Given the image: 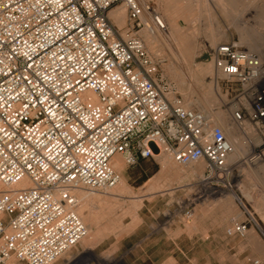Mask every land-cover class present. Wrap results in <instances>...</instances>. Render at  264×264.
I'll return each mask as SVG.
<instances>
[{"label":"built area","instance_id":"built-area-1","mask_svg":"<svg viewBox=\"0 0 264 264\" xmlns=\"http://www.w3.org/2000/svg\"><path fill=\"white\" fill-rule=\"evenodd\" d=\"M120 6L122 28L109 18ZM142 30H166L149 0H0V264H53L85 239L74 192L117 186L114 156L202 164L210 195L264 165V61L235 42L211 52L219 107L247 148L230 163L224 130L170 96ZM253 226L247 217L224 235Z\"/></svg>","mask_w":264,"mask_h":264},{"label":"rangeland","instance_id":"rangeland-1","mask_svg":"<svg viewBox=\"0 0 264 264\" xmlns=\"http://www.w3.org/2000/svg\"><path fill=\"white\" fill-rule=\"evenodd\" d=\"M149 1L156 12L175 21L174 39L152 38L144 30L140 34L148 51L159 59V74L171 88L170 96L189 103L191 108L201 111L202 98L209 100L210 110L220 108L221 83H217L210 60L217 45L235 42L264 61V0ZM217 35H221L219 43L211 45L212 37ZM183 47L192 53H182ZM207 66L213 68L210 76L200 71ZM115 160L120 161L119 168H115ZM115 160L112 166L120 183L107 191L123 181V198L114 200L99 192L82 190L85 194L99 193L101 199L107 200L98 206L88 199L81 210L85 226L95 235V246L82 254V245H77L55 264H190L195 256L190 238L193 231L224 233L247 217L254 226L245 238L253 234L255 239L248 242L236 238L228 243L235 247L246 245L252 254L241 255L242 263L233 264H264V181L249 180L247 176L264 165L243 168L234 174L231 189L210 195V186L199 178L202 172L197 166L202 164L180 167L163 154L139 160L131 167H126L120 156ZM163 162L170 164L168 172H160ZM189 204H193L191 216L184 218L181 212ZM108 208L110 213L102 217L99 212L105 213ZM131 233L134 236L130 238ZM142 237L148 251L136 253V240ZM66 256L72 260L66 263Z\"/></svg>","mask_w":264,"mask_h":264},{"label":"bare ground","instance_id":"bare-ground-1","mask_svg":"<svg viewBox=\"0 0 264 264\" xmlns=\"http://www.w3.org/2000/svg\"><path fill=\"white\" fill-rule=\"evenodd\" d=\"M179 1V0H178ZM185 2V0H183ZM201 1V0H200ZM204 0H202L203 2ZM199 3V2H197ZM201 4V3H200ZM198 5V4H197ZM175 11V9H174ZM158 13V11H157ZM158 15L160 16L161 20L163 21L164 25H165V28L166 30L164 31V33L162 34H155V35H150V37H155V36H163L165 37V39L167 41H172L174 39L173 37V30L175 29V21H173V19L171 17H167L165 15H162L161 13H158ZM262 16V14H261ZM109 18L113 21L114 25L118 28H122L124 25H125V8L123 6H120L118 8H115L113 9L112 11H110L109 13ZM248 22V21H247ZM240 26V24H239ZM250 26V25H249ZM244 28V27H243ZM178 33V32H177ZM218 38L216 37H212V40H211V45L212 44H218L219 43V40H220V36L221 35H217ZM223 36V35H222ZM243 36V35H242ZM241 36V37H242ZM186 37V36H185ZM240 37V38H241ZM244 37V36H243ZM183 38V37H182ZM181 38V39H182ZM211 38V37H210ZM209 38V39H210ZM155 39V38H154ZM245 39V38H244ZM241 43H242V38L240 39ZM174 42V41H173ZM181 42V41H180ZM182 44V43H181ZM240 45V44H239ZM179 48V47H178ZM182 50V49H181ZM179 51V50H178ZM190 50H188L186 47H183V52L182 53H188V54H191L189 52ZM206 66V65H205ZM204 66V67H205ZM213 66V64H212ZM199 68V67H198ZM202 68V67H201ZM212 68V67H211ZM210 67H206L204 68L203 70H200L202 74H205V75H209L211 74V69ZM197 69V68H196ZM189 71V69H188ZM199 71V73H200ZM215 71V70H214ZM196 75V73H195ZM199 75V74H198ZM210 76V75H209ZM194 77V76H193ZM208 87V86H207ZM210 88V87H209ZM208 88V89H209ZM213 89V88H212ZM208 93V92H207ZM208 95V94H206ZM203 101L200 102V104L202 105L201 107V112L203 114H205L206 116H208L210 118V120L215 123L216 125H218L219 127H221L223 130H224V133H225V136L226 138L233 144L234 146V152L232 154V156L230 157V163H236L238 162L247 152V148L245 147L244 145V138L243 136H241V134H239L236 130L234 129H231V127L229 126V121H228V118L226 116V114L223 112V111H220V110H210L209 109V100H207L206 98H202ZM197 102V101H196ZM186 105L188 107H190L189 103H186ZM199 105V104H198ZM200 105V106H201ZM191 108V107H190ZM211 108V107H210ZM160 156V155H159ZM118 156H114L112 159L114 160L115 158H117ZM169 157V156H167ZM169 159H171L169 157ZM116 161V160H115ZM111 165H112V160H111ZM115 165V168H119L121 166V163L120 161H116V163L114 164ZM170 164H166V162H163L160 166L161 168V173L162 172H168L170 169H169V166ZM191 166V165H190ZM188 167V166H187ZM113 168V166H112ZM197 168L200 170V172L203 171V166H197ZM114 169V168H113ZM160 173V174H161ZM158 175V174H157ZM246 175V174H245ZM249 180H252L254 179L253 181H264V168H259V170L256 172H251L249 173V175H247ZM120 183V182H119ZM124 182L121 181V184L119 187L111 190V191H107V190H104V192H99V193H102L104 194L105 196L109 197L110 199H119V198H123V189H124ZM263 184V183H262ZM127 192V191H126ZM98 193V194H99ZM74 194L76 195L77 197V200H78V205L76 207V213L77 215L80 217V219L82 220V222L84 223V225L86 224L85 223V219L83 218L82 216V212L81 210H83L84 208V204L86 203V200L88 201V199H91L93 202H95L98 206L101 205L102 203H104L105 201L107 202V200L105 199H101L98 194H85L82 192V190H77L74 192ZM92 195H96V196H93ZM103 196V197H105ZM220 201V200H218ZM105 202V203H106ZM108 205V204H107ZM99 208V207H98ZM106 208V207H105ZM103 210V208H102ZM102 210L99 212V214L102 213V217H104L105 215L104 214H109L110 212V208L106 209V212L103 213ZM105 211V210H103ZM86 212V211H85ZM88 214V213H87ZM94 219V218H92ZM95 220V219H94ZM87 226V225H86ZM87 231H88V235L85 239H83L78 245H82V254L88 252V251H92L94 246H95V241H94V238H95V235H93L92 233V229L89 228L88 226L86 227ZM96 234V233H95ZM68 252H66L65 254H67ZM65 254H63L62 256H65ZM62 256H60L53 264H55ZM82 256H78V258H80ZM65 260H66V263L69 262L70 260H72L70 257L66 256L65 257Z\"/></svg>","mask_w":264,"mask_h":264},{"label":"crops","instance_id":"crops-1","mask_svg":"<svg viewBox=\"0 0 264 264\" xmlns=\"http://www.w3.org/2000/svg\"><path fill=\"white\" fill-rule=\"evenodd\" d=\"M115 160V159H114ZM113 162V159H112ZM135 232V231H134ZM134 233L130 234V238ZM193 239L192 245L195 256L193 257L190 264H233L235 262L242 263L241 255L252 254V251L246 247H235L229 245L228 239L225 237L222 231L212 232L211 230L193 231V234L190 237ZM142 237L139 240V245L136 246L135 252L147 253V245ZM255 237L253 234L247 235L246 238L240 240H247L248 242L254 240ZM264 239V235H263ZM256 241V240H255ZM257 242V241H256ZM264 244V240H261ZM253 264V262H252Z\"/></svg>","mask_w":264,"mask_h":264}]
</instances>
